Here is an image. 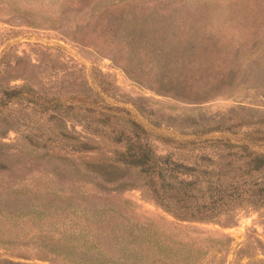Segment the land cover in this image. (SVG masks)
I'll use <instances>...</instances> for the list:
<instances>
[{"label":"rangeland","instance_id":"374dc122","mask_svg":"<svg viewBox=\"0 0 264 264\" xmlns=\"http://www.w3.org/2000/svg\"><path fill=\"white\" fill-rule=\"evenodd\" d=\"M99 1L0 0V96L6 86L22 82L49 97L65 95L83 81L100 91L102 103L118 105L139 121L149 131V142L158 153L168 150L173 157L188 162L194 155L214 152L209 138L245 141L264 148L263 137L256 136L252 141L244 137V130L254 126L240 125L234 133L198 135L191 132L193 125L188 119L193 116L205 123L227 114L226 121L235 122L233 110L238 114H264V97L258 86L260 65H264V0H210L217 27L226 25L227 31L239 32L233 42L240 44L241 66L231 87L199 102L155 91L145 78L133 79L121 63L111 58L95 26ZM1 108L0 115L10 111L13 116L24 109L27 117H34L31 119L43 118L30 104L24 106L15 97ZM65 121L71 133L98 142L105 153L119 147L97 137L81 119ZM155 134L172 140L161 141ZM20 139L13 128L0 137L5 142L19 143ZM17 155L8 157V167L0 171V235L10 239L7 248L0 246V252L7 249L23 254L15 259L49 264L41 255L48 254L46 244L59 232H127L132 227L135 232H155L163 240L166 254L161 255L160 264H264V205L244 199L211 220L178 219L152 199L144 175L134 168L125 170V187L105 193L65 174L57 159L44 162L21 157L18 161ZM78 157L84 154H74V162L80 160ZM55 171L61 174L54 175ZM258 178V172L249 177L255 183ZM21 187L26 190L21 203L24 199L34 203L42 210L38 215L17 214L20 210L12 199L21 194L12 189ZM152 247L156 249L155 244ZM175 250L176 258L169 256Z\"/></svg>","mask_w":264,"mask_h":264},{"label":"trees","instance_id":"16d2710c","mask_svg":"<svg viewBox=\"0 0 264 264\" xmlns=\"http://www.w3.org/2000/svg\"><path fill=\"white\" fill-rule=\"evenodd\" d=\"M96 9L95 26L111 58L121 63L133 79L145 78L155 91L199 102L231 87L238 77L240 44L233 41L238 40L239 32L227 31L226 25L217 27L210 0H100ZM259 73L258 86L264 97V65H260ZM79 85L65 95L50 97L26 82L2 89V108L15 97L24 106L30 104L43 118L31 119L34 117H27L24 109L13 116L10 111L1 113L0 137L13 128L21 139L19 143L0 140V171L8 167V157L14 154H18V161L21 157L44 162L54 158L63 164L65 174L107 193L125 187V170L134 168L144 175L152 199L178 219L211 220L244 199L264 205V148L245 141L209 138L213 153L203 152L188 162L180 161L168 150L156 152L149 142V131L127 110L102 103L100 91L90 84L80 81ZM100 90L104 93L102 87ZM233 114L235 122H227V114L205 123L189 116L191 132L234 133L240 125H250L254 128L244 130L246 139L264 138V114H238L236 110ZM65 118L85 121L97 137L119 147L105 153L98 142L71 133ZM155 137L164 142L172 140L161 134ZM81 153L84 157L74 162V154ZM252 172L259 173L256 183L249 179ZM22 189H12L21 194L12 199L20 210L17 214L38 215L42 210L34 203L25 199L21 203L22 194H26ZM128 229L59 232L46 244L48 254L41 256L47 257L49 264H160L166 244L159 235ZM9 240L0 235V246L7 248ZM149 244L151 248L146 249ZM5 251L0 252V264H34L13 258L23 257L18 251ZM175 253L169 256L176 258Z\"/></svg>","mask_w":264,"mask_h":264}]
</instances>
